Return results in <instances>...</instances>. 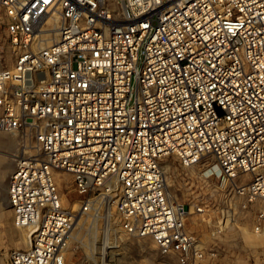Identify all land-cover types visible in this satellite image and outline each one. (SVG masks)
Returning <instances> with one entry per match:
<instances>
[{
    "label": "built area",
    "instance_id": "obj_1",
    "mask_svg": "<svg viewBox=\"0 0 264 264\" xmlns=\"http://www.w3.org/2000/svg\"><path fill=\"white\" fill-rule=\"evenodd\" d=\"M12 64L0 132L30 142L6 184L27 243L11 264H114L125 236L176 264L217 255L223 206L187 208L162 166L175 154L254 207L264 237V0H0ZM55 31L49 34L50 31ZM50 35V37H49ZM72 174L77 209L63 205ZM189 211L203 228L187 225ZM215 216V215H214ZM164 264V263H163Z\"/></svg>",
    "mask_w": 264,
    "mask_h": 264
},
{
    "label": "rangeland",
    "instance_id": "obj_2",
    "mask_svg": "<svg viewBox=\"0 0 264 264\" xmlns=\"http://www.w3.org/2000/svg\"><path fill=\"white\" fill-rule=\"evenodd\" d=\"M13 53L10 49L5 29L3 14L0 10V67L12 64ZM0 139L11 140L12 147L0 144V196L6 195L8 173L13 167L15 154L30 153L33 151L30 142L24 146L20 143V136L15 133L0 132ZM212 159L208 154L203 156L196 164L185 167L175 154L167 155L162 160L168 190L177 199L187 203V208L196 199H206L210 205L213 218L217 216V206L227 208L224 210L225 231L221 236L217 255L203 261L201 264H264V237L254 233L252 229L255 208L229 205L228 193L222 186L208 187L200 177L207 160ZM59 191L62 203L65 206L77 209L76 193L72 183V174L62 172L59 177ZM215 215V216H214ZM200 214L189 211L187 225L198 230L206 224L200 223ZM29 229L17 227L12 218V210L7 204L0 201V264H11L9 252L12 248L23 247L27 243ZM176 264L175 259L162 255L149 237L125 236L121 241L114 264Z\"/></svg>",
    "mask_w": 264,
    "mask_h": 264
},
{
    "label": "bare ground",
    "instance_id": "obj_3",
    "mask_svg": "<svg viewBox=\"0 0 264 264\" xmlns=\"http://www.w3.org/2000/svg\"><path fill=\"white\" fill-rule=\"evenodd\" d=\"M52 32H55V31L54 30L50 31L49 34L52 33ZM49 37H50V35H49ZM0 144L6 145L7 147H12L13 146V143H12L11 140L0 139ZM190 168H191V166H190ZM61 198H62V196H61ZM0 201L2 202L3 205H5V204L7 205L8 204L6 195L5 196L4 195L0 196Z\"/></svg>",
    "mask_w": 264,
    "mask_h": 264
}]
</instances>
